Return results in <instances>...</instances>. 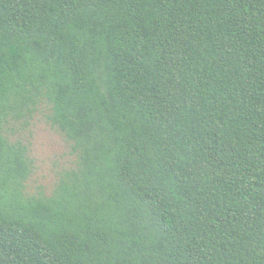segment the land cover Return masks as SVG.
I'll list each match as a JSON object with an SVG mask.
<instances>
[{"label": "trees", "instance_id": "obj_1", "mask_svg": "<svg viewBox=\"0 0 264 264\" xmlns=\"http://www.w3.org/2000/svg\"><path fill=\"white\" fill-rule=\"evenodd\" d=\"M0 264H264V0H0Z\"/></svg>", "mask_w": 264, "mask_h": 264}, {"label": "rangeland", "instance_id": "obj_2", "mask_svg": "<svg viewBox=\"0 0 264 264\" xmlns=\"http://www.w3.org/2000/svg\"><path fill=\"white\" fill-rule=\"evenodd\" d=\"M33 140V151L41 162L40 167L38 168V174H48L50 172L51 175V167L49 166L47 157L54 153V151H59V149L60 151L62 149L65 150V147L61 144L59 138L57 140L55 137L48 134V131L41 127H38L34 132Z\"/></svg>", "mask_w": 264, "mask_h": 264}]
</instances>
